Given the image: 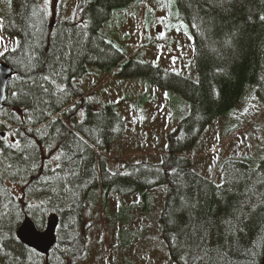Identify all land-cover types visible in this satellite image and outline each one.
I'll use <instances>...</instances> for the list:
<instances>
[{
    "label": "trees",
    "instance_id": "1",
    "mask_svg": "<svg viewBox=\"0 0 264 264\" xmlns=\"http://www.w3.org/2000/svg\"><path fill=\"white\" fill-rule=\"evenodd\" d=\"M0 1L2 34L16 41L1 57L14 75L0 110V264H82L100 225L87 220L93 209H105L114 194L138 195L148 211L149 192L160 187L159 238L169 264H263L264 155L223 162L215 184L194 172L188 154L247 96L264 106V0H176L193 37L196 82L127 60L100 33L116 11L143 0H80L74 19L48 14L42 0ZM92 66L120 69L188 102L158 162L139 157L126 161L124 172L106 170L98 152L109 150L125 121L114 106L86 100L77 81ZM233 126L242 124L233 120L226 130ZM6 182L19 183L21 196ZM51 214L58 218L56 243L43 256L16 232L26 216L43 230ZM104 229L112 233L110 223Z\"/></svg>",
    "mask_w": 264,
    "mask_h": 264
},
{
    "label": "rangeland",
    "instance_id": "2",
    "mask_svg": "<svg viewBox=\"0 0 264 264\" xmlns=\"http://www.w3.org/2000/svg\"><path fill=\"white\" fill-rule=\"evenodd\" d=\"M79 3L80 0H62L61 3L42 0L41 6L46 12L49 6L51 15L59 12L60 18L74 19ZM5 8L7 12L3 15L10 11ZM100 33L119 47L127 60L153 65L194 82L198 79L193 37L188 26L178 19L176 0H143L140 5L116 11ZM15 47L16 41L2 34L0 23V53H3L0 57ZM119 72L120 69L99 71L92 66L88 74L77 81L86 97L89 96L88 102L112 105L124 118V131L109 150L98 152L111 173L124 172L126 161L135 162L146 156L158 162L159 154L167 150L168 136L189 112L188 102L179 94L151 86L143 78L123 77ZM233 120L242 126L226 130ZM213 146L217 152L213 151ZM263 155L264 106L252 96H247L238 106V113L208 126L195 150L188 154L194 172L215 184L221 182L219 167L223 162L258 159ZM6 186L13 195L21 196L19 183L6 182ZM149 195L151 210L148 211L143 208L140 196L116 197L114 194L106 198L105 209L99 212L93 209V217L87 220L98 219L101 226L90 233V255L82 264H169L159 238L158 222L165 188L152 190ZM121 209L125 212L119 215ZM108 223L112 233L104 229Z\"/></svg>",
    "mask_w": 264,
    "mask_h": 264
},
{
    "label": "water",
    "instance_id": "3",
    "mask_svg": "<svg viewBox=\"0 0 264 264\" xmlns=\"http://www.w3.org/2000/svg\"><path fill=\"white\" fill-rule=\"evenodd\" d=\"M13 75V69L0 61V109L4 107L7 96V87ZM57 223V217L51 215L46 221L45 229L39 231L36 229L30 218L25 217L16 232V237L26 247L41 255H47L56 243L55 231Z\"/></svg>",
    "mask_w": 264,
    "mask_h": 264
},
{
    "label": "snow or ice",
    "instance_id": "4",
    "mask_svg": "<svg viewBox=\"0 0 264 264\" xmlns=\"http://www.w3.org/2000/svg\"><path fill=\"white\" fill-rule=\"evenodd\" d=\"M46 2H47V0H46ZM262 19H264V17H262ZM6 50V49H5ZM3 53H0V55H2ZM45 79H47V77H45Z\"/></svg>",
    "mask_w": 264,
    "mask_h": 264
},
{
    "label": "bare ground",
    "instance_id": "5",
    "mask_svg": "<svg viewBox=\"0 0 264 264\" xmlns=\"http://www.w3.org/2000/svg\"><path fill=\"white\" fill-rule=\"evenodd\" d=\"M75 190V189H74ZM7 248V247H6Z\"/></svg>",
    "mask_w": 264,
    "mask_h": 264
}]
</instances>
